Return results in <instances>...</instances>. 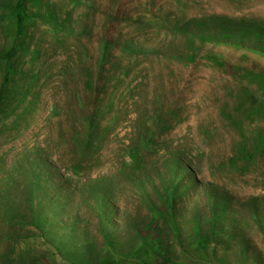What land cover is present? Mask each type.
<instances>
[{"label":"rangeland","instance_id":"obj_1","mask_svg":"<svg viewBox=\"0 0 264 264\" xmlns=\"http://www.w3.org/2000/svg\"><path fill=\"white\" fill-rule=\"evenodd\" d=\"M0 264H264V0H0Z\"/></svg>","mask_w":264,"mask_h":264}]
</instances>
